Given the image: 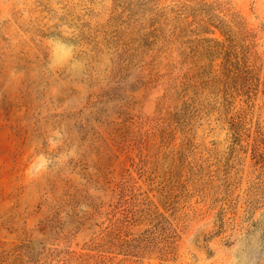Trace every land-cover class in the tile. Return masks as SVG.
Returning <instances> with one entry per match:
<instances>
[{
  "label": "rangeland",
  "instance_id": "1",
  "mask_svg": "<svg viewBox=\"0 0 264 264\" xmlns=\"http://www.w3.org/2000/svg\"><path fill=\"white\" fill-rule=\"evenodd\" d=\"M0 264H264V0H0Z\"/></svg>",
  "mask_w": 264,
  "mask_h": 264
}]
</instances>
